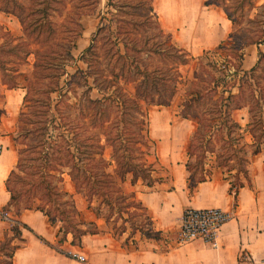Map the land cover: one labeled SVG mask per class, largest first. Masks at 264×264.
Returning <instances> with one entry per match:
<instances>
[{
  "label": "trees",
  "instance_id": "trees-1",
  "mask_svg": "<svg viewBox=\"0 0 264 264\" xmlns=\"http://www.w3.org/2000/svg\"><path fill=\"white\" fill-rule=\"evenodd\" d=\"M99 1L0 0V10L15 15L30 40L24 42L25 57L34 54L31 76L23 85V101L28 102L30 112L23 118L24 111H20L19 130L37 138L28 149H18L17 162L5 181L10 198L2 209L19 205L25 196L21 209H38L51 223L61 222L59 244L68 232L71 243L80 244L83 234L103 230L94 220L79 216L72 193L52 184L63 180L65 172L75 192L84 196L86 208L103 218L113 234L118 229L125 231L127 221L147 235L156 232L152 227L142 230L133 219L137 210L143 209L151 223L145 206L135 198V190L126 191L123 182L129 178L132 184L139 180L152 187L169 178L150 134L147 110L150 105L169 106L181 88L178 115L195 122L185 150L190 195L215 171L229 180L235 193L244 184L252 185L250 163L264 150V71L260 74L257 70L264 52L258 51L256 63L249 68L242 66L245 46L264 41V18L260 27L230 31L214 47L193 55L164 30L153 0H106L81 54L85 67H77L70 79L63 80L82 30L80 17L93 12ZM203 2L220 6L232 23L245 9L255 6V0ZM55 13L64 14L60 22L53 18ZM192 59L195 64L186 75L181 66ZM77 79L86 85L85 97L72 116L68 109L75 106L68 100V91L75 92ZM93 89L98 95H91ZM30 113L33 117L27 115ZM24 150L31 151L26 156L32 160L30 170L22 162ZM13 176L21 180L22 187L12 183ZM66 195L69 199H64ZM37 197L41 202L34 204ZM21 209L16 207L14 215ZM15 216L0 238V264L12 263L18 245L12 240L22 239L21 227H26ZM118 217L121 227L116 223Z\"/></svg>",
  "mask_w": 264,
  "mask_h": 264
},
{
  "label": "crops",
  "instance_id": "crops-1",
  "mask_svg": "<svg viewBox=\"0 0 264 264\" xmlns=\"http://www.w3.org/2000/svg\"><path fill=\"white\" fill-rule=\"evenodd\" d=\"M202 4L205 8L201 9L194 26L200 45L198 53L214 47L224 39L231 24L222 9L213 6L209 8L210 4L204 2ZM177 43L187 48L186 43ZM259 50L264 51V41L245 46L242 61L244 68L254 64ZM190 53L195 54L194 51ZM8 99L9 96L4 103L8 114L0 116V211L9 201L10 193L5 181L17 160L12 127L8 125L13 123L15 114L9 111ZM181 119L192 122L191 133L195 122L188 118ZM157 151L160 161L168 167L169 178L152 187L139 180L132 184L127 178L123 182L124 189L135 190V198L141 201L150 216L149 225L153 231L177 232L180 216L187 207L216 206L230 211L231 216L222 224L218 233L216 246L202 238L188 241H178L176 238L164 247H160L157 242L155 245L128 246L120 242L116 234L109 231L103 218L95 216L93 212L89 219L94 220L102 231L83 234L80 244L71 243L72 235L68 232L66 239L59 244V222L51 223L41 210L21 209L16 216L10 211H7V216H0V238L11 225L14 216L26 224V227H21L22 239L15 237L12 240L18 245L11 264H241L242 253L255 260H263L264 150L254 155L250 163L252 185L244 184L235 193L230 189L229 180L217 171L211 178L200 181L191 195L186 181L185 151L176 154L169 150L166 158L158 148ZM40 236L54 245H60L70 254L56 249ZM75 253H82L85 261L79 260Z\"/></svg>",
  "mask_w": 264,
  "mask_h": 264
},
{
  "label": "rangeland",
  "instance_id": "rangeland-1",
  "mask_svg": "<svg viewBox=\"0 0 264 264\" xmlns=\"http://www.w3.org/2000/svg\"><path fill=\"white\" fill-rule=\"evenodd\" d=\"M203 1L204 0H153L154 8L158 13L160 23L164 27V30L170 31L175 41L179 43H186L187 49L189 48L190 52L194 51V55L199 54L198 48L200 47V45L197 40L196 30L194 26L195 21H197L200 15L201 9L205 8V6L202 4ZM105 2L106 0H100L93 12L81 15L80 22L82 25V30L76 38V46L72 48L74 59L67 63L66 69L68 73L63 74V80L70 79L71 74L77 69V67H85L86 64L83 61L81 54L84 48L89 44L91 36L97 27L100 19L99 12L105 10ZM263 2L264 0H255V6L249 9H245L247 7L246 5L243 13L237 16L235 23H232V21H230L231 24L228 33L230 31H243L245 28L256 29L260 27L262 25L261 21L264 18V6L261 5ZM211 6L217 7V9L221 10L220 6L210 4L209 8ZM67 7L69 8V4ZM63 16L64 14L58 15L55 13L53 18L57 22H60ZM262 26L264 27V24ZM228 33L224 38L227 37ZM27 40L30 41L24 34L19 19L11 13H6L0 10V116L8 114L6 108H4V103L6 102V97L9 96V111H14L15 116L13 119V123L8 125L12 127L14 144L17 150V157L19 148L24 147L28 149L29 144L33 143V141H36L37 139L33 138L32 133L23 135L19 130V124L22 123L19 120L20 111H24V114H22L23 118L25 117L26 113L30 112V106L27 105L28 102L23 101V94L25 93V87L23 85L27 83L26 77L31 76L34 61L33 53H30L27 57H25L24 55V49L26 45L24 44V42ZM30 47H35V44H30ZM258 57L259 54L257 55V59ZM256 61L254 63H256ZM194 64L195 60L192 59L187 64L182 65L181 69L183 73L189 75ZM257 70L260 74L263 73L264 58L260 60ZM85 88L86 85H84L79 79H77V82L74 86L75 92L71 90L68 91L70 95L68 100L75 106L74 108L68 109V111L71 112L72 116L77 114L78 102L80 100H83L85 97V94L83 93V90ZM74 93L76 94L75 96ZM56 95V92L52 93V97L55 98ZM91 95L96 96L98 95V93L95 89H93L91 91ZM181 95L182 88L173 97V100L169 106L150 105L147 110L150 134L156 140L157 148L161 153H163V156L165 158L166 153L169 150H173L176 154H180L185 151L188 136L193 126L190 120H183L178 115L177 110L178 104L182 98ZM16 98L17 102L15 101ZM51 111H53V109ZM27 115H29V117H33L32 113ZM49 115L50 113L47 116L48 118H50ZM30 124L31 123H29L28 125ZM29 153H31V151L24 150L23 154L25 155L24 158H22V162H25L27 169L30 170L32 169V160L28 157L26 159V156H28ZM109 153V149H106V157H109ZM33 161H35L36 163L39 162L36 159H34ZM17 171L20 172L19 169H17ZM20 173L24 174L23 172ZM63 177V180H53L52 184L59 190L65 189L68 192L72 193L73 199L78 209L81 211L79 216L84 219H89L92 212H89L86 208L84 196L81 193L75 192L73 183L66 172L63 173ZM12 183L16 187H22L21 180L17 179L14 176L12 178ZM42 187L43 185L41 184L39 188L41 189ZM24 197L19 202V205H11L8 209H6V211H10L12 214H15L16 207L18 209L20 207L21 209L22 205H24L23 201L26 198ZM64 199H69L68 195H66ZM40 202L41 199L38 197L34 200V204H38ZM96 202L97 200H94L93 203ZM137 211L138 214L133 215V219H136L142 225V230H144V228L146 227L149 228L150 223H148V219L145 217V211L143 209H138ZM113 216L114 215H112V218ZM123 216L125 217L126 213H123ZM57 222L61 224L60 221ZM116 223L117 225H119L118 227H121L123 225H121L120 217H118ZM125 226L126 229L123 232H119V229L116 230V236L117 238H119L120 242H123V244L128 246L155 245L157 242L160 247H164L168 244H171L172 241L177 237V232L174 233L171 230L163 232L156 231L147 235L146 233H144V231L135 229L132 225H130L129 221L125 223ZM60 235H62V232L60 233ZM1 253L2 251H0V254Z\"/></svg>",
  "mask_w": 264,
  "mask_h": 264
},
{
  "label": "built area",
  "instance_id": "built-area-1",
  "mask_svg": "<svg viewBox=\"0 0 264 264\" xmlns=\"http://www.w3.org/2000/svg\"><path fill=\"white\" fill-rule=\"evenodd\" d=\"M1 149L2 145L0 144ZM0 216H7V211L1 210ZM230 216V211L216 206L187 207L180 216L176 238L178 241L202 238L212 246H216L217 236L221 226ZM75 255L79 260L85 261V256L82 253H75ZM240 262L241 264H264V259L255 260L248 254L242 253Z\"/></svg>",
  "mask_w": 264,
  "mask_h": 264
}]
</instances>
